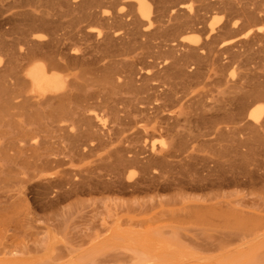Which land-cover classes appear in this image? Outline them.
Wrapping results in <instances>:
<instances>
[{
	"label": "bare ground",
	"instance_id": "6f19581e",
	"mask_svg": "<svg viewBox=\"0 0 264 264\" xmlns=\"http://www.w3.org/2000/svg\"><path fill=\"white\" fill-rule=\"evenodd\" d=\"M2 14L0 254L83 194L191 190L230 227L221 240L264 239V0H0Z\"/></svg>",
	"mask_w": 264,
	"mask_h": 264
},
{
	"label": "rangeland",
	"instance_id": "374dc122",
	"mask_svg": "<svg viewBox=\"0 0 264 264\" xmlns=\"http://www.w3.org/2000/svg\"><path fill=\"white\" fill-rule=\"evenodd\" d=\"M161 140L151 142L160 146ZM204 149L208 157L220 153L217 146ZM199 195L166 190L71 197L59 205L61 216L50 210L32 221L20 237L24 251L0 254V264H145L142 259L154 254L153 264H264V239L221 240L230 227L193 210L190 201ZM117 201L129 206L117 207ZM167 235L175 239L163 241Z\"/></svg>",
	"mask_w": 264,
	"mask_h": 264
}]
</instances>
